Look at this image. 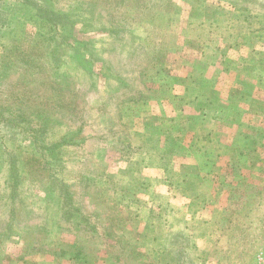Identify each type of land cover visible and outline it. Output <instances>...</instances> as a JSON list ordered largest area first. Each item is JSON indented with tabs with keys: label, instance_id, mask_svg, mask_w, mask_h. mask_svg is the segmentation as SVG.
<instances>
[{
	"label": "rangeland",
	"instance_id": "1",
	"mask_svg": "<svg viewBox=\"0 0 264 264\" xmlns=\"http://www.w3.org/2000/svg\"><path fill=\"white\" fill-rule=\"evenodd\" d=\"M34 1L67 40L38 47L39 23L0 37V108L33 130L0 133V264H170L176 233L190 240L184 264H264L263 13L219 0Z\"/></svg>",
	"mask_w": 264,
	"mask_h": 264
},
{
	"label": "trees",
	"instance_id": "2",
	"mask_svg": "<svg viewBox=\"0 0 264 264\" xmlns=\"http://www.w3.org/2000/svg\"><path fill=\"white\" fill-rule=\"evenodd\" d=\"M220 2H225L228 5H230L232 8L240 11L246 12V16L249 18L251 17L250 11L252 12H257V13H263L264 15V0H219ZM80 11L82 12L84 7H80ZM89 8V7H86ZM94 9V8H92ZM256 9H259L256 11ZM106 13V11H105ZM109 15L106 13L104 15H101L100 18L103 21H107ZM255 16V15H254ZM92 15L90 16V18ZM68 18V16H67ZM39 20V21H38ZM39 23V31L37 34V38L40 39V43L36 44L38 47L41 46V48L44 45V42H53L57 40H62L60 41L61 44H65V41L67 40V37L64 36L61 32L60 29V23L58 18L55 16V13H52L50 10L46 8L43 4H39L34 0H0V37L4 35V33L12 31L15 27H18V25H26V24H38ZM108 33L112 34L114 37H118L119 34L125 31L117 32V29H108ZM149 37L142 38L139 40V38L136 35L130 36L131 40L136 41V45L139 47H142V41L148 40ZM42 43V44H41ZM95 41L91 42H84L82 45H94ZM50 46V45H47ZM88 50L90 49V46H87ZM87 51V49H86ZM43 54V53H42ZM28 56V54H27ZM93 57H95L93 55ZM101 59L100 57H96ZM98 60V59H97ZM91 76L93 77V74L90 73ZM114 75L115 73H110V75ZM97 77H100V72L95 74ZM108 75V76H110ZM118 79L121 80V84L123 86H126L125 84L126 79L122 78V75ZM113 77V76H112ZM117 77V76H116ZM98 84V81L93 82V85L96 86ZM30 98L31 95L28 93V91L25 88L20 89L18 91V95L16 97V100L20 102V104L23 105H28L30 103ZM27 103V104H26ZM19 123H24L20 122L17 120L15 117H11L7 114H5L1 108H0V133L2 136L6 137L8 140H18V139H23L26 134H29V132H32L33 130L30 127H25L21 126ZM47 126L44 125V128ZM71 144L70 140H61L60 142L56 143L55 145H52L51 151H52V157L55 155L54 151L57 148H63L66 146H69ZM44 157V156H43ZM48 164V159L43 158ZM40 160H42L40 158ZM19 181L18 178H15V182ZM13 184H14V179H13ZM52 185V192L54 196L58 195V200L59 203L62 205V200L64 203H66V206L64 207V210L67 211L66 215H73L76 213H79L75 207H73L69 201L70 198L68 196V187L69 185L64 184L62 180L56 181L51 183ZM15 185L12 186V189L15 190ZM63 198V199H62ZM69 204V205H68ZM77 216V215H76ZM78 218L80 221L77 224L78 227H82V219L83 215L78 214ZM68 219L74 218V217H66ZM77 219L75 221L77 222ZM74 220V219H73ZM85 222V219L83 220ZM72 223H75L74 221ZM169 241V245L167 246V249L171 251H165V256L167 258V254L170 262V264H184L186 262H192L193 258L191 256V251H190V240L188 237H186L182 233H176Z\"/></svg>",
	"mask_w": 264,
	"mask_h": 264
}]
</instances>
